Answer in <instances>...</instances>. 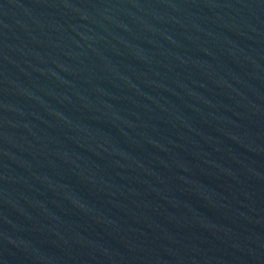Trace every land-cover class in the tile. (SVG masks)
Segmentation results:
<instances>
[{
    "label": "water",
    "instance_id": "95a60500",
    "mask_svg": "<svg viewBox=\"0 0 264 264\" xmlns=\"http://www.w3.org/2000/svg\"><path fill=\"white\" fill-rule=\"evenodd\" d=\"M0 264H264V0H0Z\"/></svg>",
    "mask_w": 264,
    "mask_h": 264
}]
</instances>
